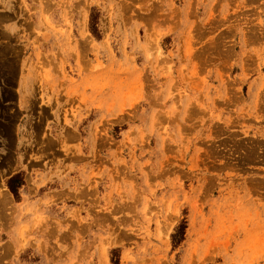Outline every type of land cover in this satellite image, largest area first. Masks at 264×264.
Here are the masks:
<instances>
[{"label": "rangeland", "instance_id": "374dc122", "mask_svg": "<svg viewBox=\"0 0 264 264\" xmlns=\"http://www.w3.org/2000/svg\"><path fill=\"white\" fill-rule=\"evenodd\" d=\"M0 180V264H264V0H0Z\"/></svg>", "mask_w": 264, "mask_h": 264}, {"label": "trees", "instance_id": "16d2710c", "mask_svg": "<svg viewBox=\"0 0 264 264\" xmlns=\"http://www.w3.org/2000/svg\"><path fill=\"white\" fill-rule=\"evenodd\" d=\"M10 188H11V190H12L14 193H16L15 186H13V185L11 184V185H10Z\"/></svg>", "mask_w": 264, "mask_h": 264}, {"label": "crops", "instance_id": "0c3cea01", "mask_svg": "<svg viewBox=\"0 0 264 264\" xmlns=\"http://www.w3.org/2000/svg\"><path fill=\"white\" fill-rule=\"evenodd\" d=\"M2 181H3V180H0V189L2 188V187H1V185H2V183H1V182H2ZM18 194H19V193H18Z\"/></svg>", "mask_w": 264, "mask_h": 264}]
</instances>
